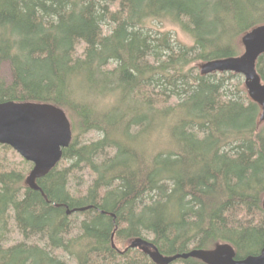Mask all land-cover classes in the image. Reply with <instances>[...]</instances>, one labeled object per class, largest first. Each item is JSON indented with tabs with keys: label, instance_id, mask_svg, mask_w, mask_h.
<instances>
[{
	"label": "trees",
	"instance_id": "trees-1",
	"mask_svg": "<svg viewBox=\"0 0 264 264\" xmlns=\"http://www.w3.org/2000/svg\"><path fill=\"white\" fill-rule=\"evenodd\" d=\"M260 24L264 0H0V102L53 104L72 131L41 191L24 182L31 162L0 145V264H156L135 238L165 257L258 254L260 108L239 74L195 68L239 55ZM255 66L264 83V54ZM10 219L44 244H7Z\"/></svg>",
	"mask_w": 264,
	"mask_h": 264
},
{
	"label": "water",
	"instance_id": "water-1",
	"mask_svg": "<svg viewBox=\"0 0 264 264\" xmlns=\"http://www.w3.org/2000/svg\"><path fill=\"white\" fill-rule=\"evenodd\" d=\"M240 43L242 52L239 55L204 62L200 65V74L233 72L241 75L248 97L260 108L258 121L263 122L264 83L255 65L258 56L264 54V24L244 33ZM71 138L70 122L61 108L39 102H0V145L10 146L23 159L31 162L32 167L24 180L31 189L41 191L36 179L43 177L59 162L62 150L69 145ZM128 247L142 248L156 264H170L189 257H196L205 264H264V246L258 254L239 259L235 258L229 244H219L208 251L191 250L166 257L146 239L135 238Z\"/></svg>",
	"mask_w": 264,
	"mask_h": 264
},
{
	"label": "rangeland",
	"instance_id": "rangeland-1",
	"mask_svg": "<svg viewBox=\"0 0 264 264\" xmlns=\"http://www.w3.org/2000/svg\"><path fill=\"white\" fill-rule=\"evenodd\" d=\"M151 25L155 28H160V29H171V30H175L174 28L172 27H169V26H165V27H162L160 26L159 23H156V22H152ZM176 31V34L178 36V38L185 44L187 45H190L191 44V41H190V38L188 36H185L183 35L182 33H180L177 29L175 30ZM242 48V46H241ZM242 52V50H241ZM200 65L201 63H197L196 64V71H199L200 72ZM237 74V73H236ZM0 75H5L7 78H9V73H8V66L6 64H3L1 67H0ZM241 76V75H240ZM241 80H242V83H243V77L241 76ZM244 85V83L242 84V86ZM245 88V87H244ZM258 125L259 126H264V121L263 122H259L258 121ZM98 137V134L93 132V133H89L88 135H86V139H95ZM16 154H12V153H8L6 155V158L7 160H9L10 162H12V164H19V162L22 161V157L17 153L15 152ZM78 174H83V178L84 180H87L88 181V175L86 174L85 171H81L79 172ZM78 218H81V216H78ZM148 238L150 239L151 237L148 236ZM25 238H23L22 234L20 233V231L18 230V228L16 227V225L14 224L13 220L10 219L9 220V232L7 233V236H6V243L7 244H11V243H14V242H17V241H23ZM24 241H28V242H33V241H36L38 243H40L41 245L44 244L43 240L39 237V236H31V237H28L27 239H25ZM58 253V252H57ZM171 264H179L178 262H173Z\"/></svg>",
	"mask_w": 264,
	"mask_h": 264
},
{
	"label": "bare ground",
	"instance_id": "bare-ground-1",
	"mask_svg": "<svg viewBox=\"0 0 264 264\" xmlns=\"http://www.w3.org/2000/svg\"><path fill=\"white\" fill-rule=\"evenodd\" d=\"M76 191V190H75Z\"/></svg>",
	"mask_w": 264,
	"mask_h": 264
}]
</instances>
